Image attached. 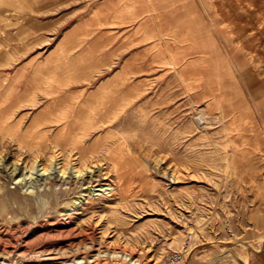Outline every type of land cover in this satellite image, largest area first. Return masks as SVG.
<instances>
[{"label":"rangeland","instance_id":"374dc122","mask_svg":"<svg viewBox=\"0 0 264 264\" xmlns=\"http://www.w3.org/2000/svg\"><path fill=\"white\" fill-rule=\"evenodd\" d=\"M87 3L0 0V252L31 243L13 264H43L30 257L45 249L60 250L47 264H129L112 251L263 264L264 0H222L220 26L208 10L219 50L202 72L158 58L122 66L106 19L78 27ZM53 153L51 178L57 162L86 160L100 182L20 181L24 160Z\"/></svg>","mask_w":264,"mask_h":264},{"label":"crops","instance_id":"0c3cea01","mask_svg":"<svg viewBox=\"0 0 264 264\" xmlns=\"http://www.w3.org/2000/svg\"><path fill=\"white\" fill-rule=\"evenodd\" d=\"M87 2L90 4V12L78 27L89 30L88 20L106 19V25H103L108 41L106 51L114 50L113 55L122 58V66L128 64L138 66L142 64L144 58L149 60L158 58L157 63L160 66L164 64L170 66L181 61L190 65L193 62L191 65L197 66V70L202 72L206 68L208 51L210 56L218 55L219 49L207 46L208 39L212 43L217 41L213 29L210 30L211 35L208 37V10L214 9L220 26L222 0H87ZM92 33L82 32L79 39L90 40ZM204 82V79L200 80L198 86L194 83V87L204 86ZM240 258L248 264L246 258L242 256ZM258 261L254 259L251 263L262 264Z\"/></svg>","mask_w":264,"mask_h":264},{"label":"bare ground","instance_id":"6f19581e","mask_svg":"<svg viewBox=\"0 0 264 264\" xmlns=\"http://www.w3.org/2000/svg\"><path fill=\"white\" fill-rule=\"evenodd\" d=\"M52 94V93H51ZM52 100V99H51ZM86 100V99H85ZM74 101V100H73ZM87 101V100H86ZM85 104V103H83ZM63 105V104H62ZM74 105V104H73ZM72 106V105H71ZM62 107V106H61ZM67 107V106H66ZM64 108V107H63ZM70 108V107H69ZM77 109V108H76ZM72 110V109H71ZM58 112L60 114H62V111L59 109ZM93 113V112H92ZM70 115V114H69ZM88 119H90L91 117H87ZM77 119V118H75ZM196 122L198 124V126L203 127L206 123H207V119H205L204 116H197L196 118ZM54 120V119H53ZM74 120V119H72ZM49 121V120H48ZM50 122H56V121H50ZM91 122V121H90ZM95 122V121H92ZM73 123V122H71ZM56 124V123H55ZM64 124V123H63ZM94 124V123H93ZM100 124V123H99ZM86 125L89 126V121H86ZM58 126V125H57ZM61 127V126H60ZM77 127V126H76ZM73 128V127H72ZM81 128V127H79ZM120 143V142H119ZM129 150V149H128ZM124 156V155H123ZM58 154L53 153L52 155H50V157L46 158L42 155H38L37 157H34L33 159H29V160H24L23 164L25 163V167L24 169H27V174L25 175L23 174L22 179L20 178V181L23 182L25 180V182H29L30 179L33 178V175L36 174V178L41 176L46 177L45 180L49 179L48 184H52L54 182L60 183L62 182L63 184H69L70 187H72L73 185H78L80 184L81 186L83 185H88L86 188H91L96 186L94 183L96 182H100V180L97 178L98 175H96V173L98 172L96 170L95 165L93 164V161H74V163H72L71 160H64L63 162H57V164H61L60 166V173H61V179H58L57 176L55 175L53 178H51V176L53 174H56V171L52 172L51 168L52 166L56 165V161L58 160ZM83 160V159H82ZM95 163V162H94ZM75 169L74 172H72V166ZM115 164V163H114ZM38 166H42L41 169H38ZM4 168L6 169V171H10V174L12 176L20 173L22 171V168L19 166V163H14L10 168L7 167V165L4 166ZM40 170L42 171L41 173ZM5 171V172H6ZM63 178H65L63 180ZM32 181H30L31 183ZM109 185V184H108ZM52 223V222H51ZM56 224V223H55ZM1 233V232H0ZM26 234V233H25ZM54 235V234H53ZM1 237V236H0ZM43 237V236H42ZM2 239V238H0ZM41 243V242H40ZM31 243L26 242V243H20L16 246L15 249H13L11 252L6 253V252H0V259L2 260V262L4 264H8V263H15L17 261H20L21 259L23 260V258L25 257V254L22 253L21 247L22 246H30ZM37 244V243H36ZM42 244V243H41ZM47 247V246H46ZM51 248V247H50ZM58 249V248H57ZM4 250V249H3ZM5 251V250H4ZM60 250H56L55 249H45V250H40L38 252H35V254H33L30 258H36L39 259L41 261H43V264H47L48 261H52L54 259H57V256L59 255ZM179 252V251H178ZM34 253V252H33ZM182 253V252H181ZM231 253V252H230ZM184 254V253H183ZM185 255V254H184ZM232 255V260L237 263V264H241L242 262L238 259L237 256H235L233 253ZM221 256V255H220ZM104 257V256H103ZM231 257V256H230ZM100 258V257H99ZM220 258V257H218ZM228 258V257H226ZM230 259V258H229ZM56 261V260H55ZM73 261H76V259L74 258ZM186 262V259H185ZM54 263V262H53ZM244 264H246V262H244Z\"/></svg>","mask_w":264,"mask_h":264},{"label":"built area","instance_id":"2783aa9c","mask_svg":"<svg viewBox=\"0 0 264 264\" xmlns=\"http://www.w3.org/2000/svg\"><path fill=\"white\" fill-rule=\"evenodd\" d=\"M113 259L114 258H122L129 262V264H185V255L178 251H172L165 254L161 259L154 261H141L137 257H133L131 255L125 256L121 251H112L109 254Z\"/></svg>","mask_w":264,"mask_h":264}]
</instances>
